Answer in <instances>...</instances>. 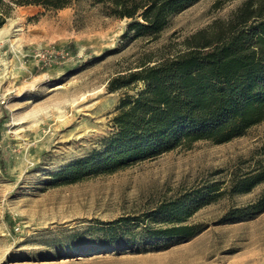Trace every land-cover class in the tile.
<instances>
[{
  "label": "rangeland",
  "instance_id": "rangeland-1",
  "mask_svg": "<svg viewBox=\"0 0 264 264\" xmlns=\"http://www.w3.org/2000/svg\"><path fill=\"white\" fill-rule=\"evenodd\" d=\"M249 0H199L158 34L128 30L90 0L64 9L9 8L0 28V264H264V211L246 220L226 214L255 201L247 194L201 205L185 224L190 239L159 240L143 249H104L103 231L121 219L133 241L144 228L167 226L153 212L164 202L264 167V121L224 144L198 141L112 174L51 186L52 174L102 148L116 132L121 102L144 82L114 80L186 51L196 33L225 25ZM125 232H129L126 234ZM99 248V249H96Z\"/></svg>",
  "mask_w": 264,
  "mask_h": 264
},
{
  "label": "trees",
  "instance_id": "trees-1",
  "mask_svg": "<svg viewBox=\"0 0 264 264\" xmlns=\"http://www.w3.org/2000/svg\"><path fill=\"white\" fill-rule=\"evenodd\" d=\"M18 6L64 9L78 0H12ZM108 17L129 19L128 30L138 35L160 33L172 16L199 0H90ZM0 0V28L9 15ZM183 53L114 80V90L137 82L146 84L135 98L121 102L114 118L116 132L100 149L76 159L52 174L51 186L72 184L90 176L112 174L198 141L224 144L244 136L264 121V0H249L233 20L200 31L186 40ZM264 182V167L236 178L224 192L218 184L205 185L162 203L153 216L167 226L144 228L133 241L120 235L121 219L109 223L104 249L134 245L143 249L159 240L190 239L200 227L185 222L200 208L224 195L247 194ZM264 211V193L255 201L230 210L226 220H246ZM128 234L129 232H125ZM96 247V249H99Z\"/></svg>",
  "mask_w": 264,
  "mask_h": 264
}]
</instances>
